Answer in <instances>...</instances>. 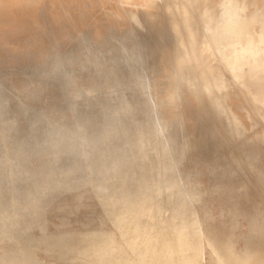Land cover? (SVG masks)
I'll use <instances>...</instances> for the list:
<instances>
[{"label": "rangeland", "instance_id": "1", "mask_svg": "<svg viewBox=\"0 0 264 264\" xmlns=\"http://www.w3.org/2000/svg\"><path fill=\"white\" fill-rule=\"evenodd\" d=\"M0 264H264V0H0Z\"/></svg>", "mask_w": 264, "mask_h": 264}]
</instances>
